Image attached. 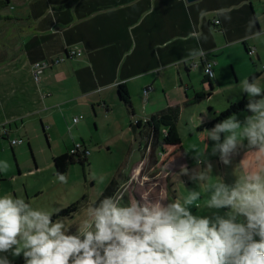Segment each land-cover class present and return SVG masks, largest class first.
Segmentation results:
<instances>
[{
	"label": "crops",
	"instance_id": "crops-1",
	"mask_svg": "<svg viewBox=\"0 0 264 264\" xmlns=\"http://www.w3.org/2000/svg\"><path fill=\"white\" fill-rule=\"evenodd\" d=\"M16 1L21 10L15 16L3 14L0 7V143L25 138L30 147L42 129L46 142L53 145L54 140L64 150L59 154L66 153L75 142L85 144L84 117L72 119L88 109L94 131H119L117 118L127 104L119 99L117 86L124 84L132 104L127 114L139 121L128 122L133 133L128 149L139 153L131 164L136 166L140 156L154 155L157 146L143 123L167 108L178 109L190 90L196 92L193 75L204 61L183 63L191 50L203 47L205 61L214 62L210 88L227 69L236 76L246 56L251 63L245 73L264 74V68H257L264 66V0ZM193 32H202L207 40L198 42ZM68 47L81 55L52 65L35 82L33 62L59 56ZM249 47L255 49L250 56ZM196 63L199 69L193 67ZM146 86L151 89L143 96ZM121 178L112 180L117 185Z\"/></svg>",
	"mask_w": 264,
	"mask_h": 264
},
{
	"label": "clouds",
	"instance_id": "clouds-1",
	"mask_svg": "<svg viewBox=\"0 0 264 264\" xmlns=\"http://www.w3.org/2000/svg\"><path fill=\"white\" fill-rule=\"evenodd\" d=\"M192 37L207 40L202 32H193ZM206 57L200 47L182 59L188 64ZM193 67L199 69L200 64ZM211 69L207 64L204 73L214 78ZM241 88L249 97L246 108L252 115L243 126L230 116L206 131L204 140L214 141L212 154L218 153L229 165L246 139L255 149L249 152L255 154L256 170L242 174L231 186L220 179L209 183L211 165L189 175L207 193L205 207L228 208L226 217L193 215L189 206L199 207L195 202L200 199L195 190L182 202L163 203L166 198L151 202L144 197L143 203L133 200L125 205L122 196H107L87 207L76 234H67L69 226L60 219L53 222L54 213L6 194L0 196V253L22 254L25 264H264V97L255 99L264 89L255 78L245 79ZM240 166L243 171L244 159ZM8 168L7 161H0V172ZM182 172L189 174L187 169ZM57 179L67 183L62 173ZM98 180L103 182V177ZM257 236L259 240L254 239ZM0 264H9L6 256H0Z\"/></svg>",
	"mask_w": 264,
	"mask_h": 264
},
{
	"label": "rangeland",
	"instance_id": "rangeland-1",
	"mask_svg": "<svg viewBox=\"0 0 264 264\" xmlns=\"http://www.w3.org/2000/svg\"><path fill=\"white\" fill-rule=\"evenodd\" d=\"M19 4V1L10 0L9 4L3 5L2 13L17 15L21 10ZM252 61L255 62V56L252 57ZM239 63L243 67L237 70L236 76H233L227 69L226 74L220 77L215 88H210L208 81L202 80L203 69L200 67L201 71L193 75V88L196 92L190 90L189 99L185 103L182 100L177 109L176 126L180 135L179 142L171 147L156 146L155 157L149 153L147 156H140L136 166H131V164L138 159L139 153L128 149V144L133 142V133L128 130V122L134 119L127 114L126 108L128 107L125 103L126 107L124 106V112H122L124 115L118 116L119 122L115 125L117 129L119 127V131H105L102 128L98 132L94 131L92 111L90 109L87 112L82 111L84 119L81 120L86 125L84 129L86 136L83 139H85L89 154L83 164L78 161L67 164L63 173L67 177V183H61L57 179L52 160V156L64 150L61 146L56 147L54 140L53 145H50L49 140L47 143L42 129H40L41 135L33 140L30 147L25 138H22L23 143L14 147H11L8 141L2 142L3 145L0 143V161H7L9 164L7 172H0V196L11 194L14 197L25 199L35 209L54 214L76 201H81L75 211L57 218L69 226L67 234H76L87 207L93 201L98 203L99 194L108 181L113 177L119 179V176L122 178L118 180L112 196H122L121 204L126 205L133 200L143 203L144 197H148L151 202L162 198H166L163 203L175 200L182 202L183 198L195 190L200 192V199L195 202L199 207L189 206L193 215L226 217L230 211L228 208L209 209L205 207L208 195L203 186L191 180L189 175L194 169L205 170L208 165H211L209 183L220 179L226 185L231 186L242 174H246L249 170H256L255 154L249 152L255 149L247 146L246 139L242 141L243 147H240L238 152L231 157L229 165L223 164L218 153L212 154L215 142L209 139L204 140L206 131L213 128L206 127V125L226 108L228 102L247 96L242 92L241 84L248 79L249 74L245 73L244 69L247 70L251 62L246 56L245 60ZM260 66L258 65V70L264 68ZM256 80L264 89V74ZM184 95L181 98L177 93L176 96L184 99ZM233 115L243 126L245 118L252 114L248 115L241 110L231 116ZM123 117L125 122H121ZM199 118H203L200 126H198ZM121 129H124V132H121ZM224 135L221 134V142ZM104 142H108L111 148L108 149ZM144 146L147 151L148 147ZM148 152H151L150 147ZM243 159L245 167L242 171L240 162ZM157 160L160 163H157ZM197 161L200 163L198 164ZM182 169H187L189 174H184ZM94 176L97 179H94ZM99 177H103V182H99ZM238 221L244 222V218L238 217ZM254 239L259 240V237H254ZM0 256H6L9 264H25L22 254L14 256L10 251L0 253Z\"/></svg>",
	"mask_w": 264,
	"mask_h": 264
},
{
	"label": "trees",
	"instance_id": "trees-1",
	"mask_svg": "<svg viewBox=\"0 0 264 264\" xmlns=\"http://www.w3.org/2000/svg\"><path fill=\"white\" fill-rule=\"evenodd\" d=\"M7 3V0H4L0 2V7ZM255 63V62H254ZM205 76V75H204ZM260 76V71L254 70L249 76L248 79L251 78H257ZM205 78H207L205 76ZM205 81H209V78L205 79ZM209 87H212L210 81L208 82ZM128 91L124 84H118L117 86V95L121 101H123L125 104H127L128 107L131 108L132 104L130 101V97L128 95ZM264 97V93H262V96L255 97V99H261ZM249 101V97L243 96L237 101H231L228 103L225 109L220 111L214 119H212L206 127H214L217 123L222 122L223 120L229 118L232 114L236 113L237 111H245L248 115H251L252 113L247 110L246 105ZM177 109L176 108H167L162 112H159L158 114H153L150 116L149 119H147L143 123V127H147V131L150 135H152L153 142L158 146H173L177 144L180 140V135L177 129ZM139 123V121L137 122ZM136 123V124H137ZM162 127V128H161ZM161 129H164L160 132ZM161 134V135H160ZM53 160V167L56 171V173H64L67 164H72L75 161H78L80 163H84V161L87 160V157H82L79 155H69L68 152L59 154L52 158ZM116 190V182L114 180H111L107 183V185L104 188V191L102 194H100L99 198L97 199V202L99 200L103 199L107 196H112ZM81 201H76L75 203L71 204L68 207H65L61 209L58 213L54 214L52 216V220L57 219L60 216L69 215L71 212L75 211L79 203Z\"/></svg>",
	"mask_w": 264,
	"mask_h": 264
},
{
	"label": "built area",
	"instance_id": "built-area-1",
	"mask_svg": "<svg viewBox=\"0 0 264 264\" xmlns=\"http://www.w3.org/2000/svg\"><path fill=\"white\" fill-rule=\"evenodd\" d=\"M216 23H218V21H216ZM247 53L248 55H252L255 53V49L253 47H249L248 50H247ZM81 55V51L78 50V49H74V48H71V47H68L66 49H64V51L62 52L61 55L59 56H53V57H50L48 59H45V60H38L36 62H33L32 64V78L35 82H39L40 80V77H42L43 75V72L47 69V68H50L52 65L54 64H59L61 62H63L64 60L66 59H73L77 56H80ZM207 64H211V66L213 67L214 66V62L213 61H204L202 63V69H203V73H204V67L207 65ZM212 72H213V68L211 69ZM205 75V73H204ZM207 78H210L208 75H205ZM151 89V86H146L145 88H143L142 92H143V96L148 94V92L150 91ZM44 95V94H43ZM82 114H78L76 116L73 117V123L79 121L81 118H82ZM138 120H134V123H137ZM23 142V139L21 138H17V139H10V145L11 146H15L17 144H20ZM89 149L87 148V146L85 144H83V142H75L72 147L70 148V150H68V154L69 155H79V156H82V157H87L88 154H89Z\"/></svg>",
	"mask_w": 264,
	"mask_h": 264
},
{
	"label": "water",
	"instance_id": "water-1",
	"mask_svg": "<svg viewBox=\"0 0 264 264\" xmlns=\"http://www.w3.org/2000/svg\"><path fill=\"white\" fill-rule=\"evenodd\" d=\"M188 2H190V1H193V0H187Z\"/></svg>",
	"mask_w": 264,
	"mask_h": 264
}]
</instances>
